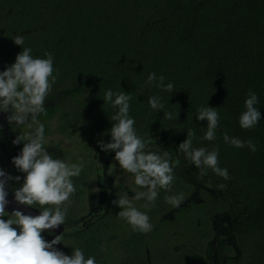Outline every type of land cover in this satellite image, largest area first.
I'll return each mask as SVG.
<instances>
[{
  "label": "trees",
  "instance_id": "obj_1",
  "mask_svg": "<svg viewBox=\"0 0 264 264\" xmlns=\"http://www.w3.org/2000/svg\"><path fill=\"white\" fill-rule=\"evenodd\" d=\"M18 35L22 47L14 43ZM23 47L34 57L45 58V51L54 56L58 79L45 102L52 115L66 107L67 123L83 122L107 143L118 109L104 104V93L127 92L137 134L153 151L167 150L179 161L171 188L159 190L151 210L137 201L151 232L133 231L109 201L97 217L66 228L63 243L54 247L66 255L79 247L97 264H213L208 249L223 219L230 242L219 264H264V0H0V71ZM152 72L175 91L145 85ZM250 91L258 96L261 119L246 130L239 117ZM153 95L178 118L151 109ZM207 105L221 118L213 141L203 139L207 121L197 119ZM16 127L6 126L13 136ZM2 131L0 125V139L7 142ZM188 131L195 132L194 148L218 149L229 180L211 169L200 177L178 149ZM225 134L251 139L256 151L225 143ZM101 183L108 195L102 176ZM15 189L11 180L13 195ZM180 193L185 199L179 207L166 203L165 196ZM74 220L70 206L65 224ZM42 235L50 242L60 234Z\"/></svg>",
  "mask_w": 264,
  "mask_h": 264
},
{
  "label": "clouds",
  "instance_id": "obj_2",
  "mask_svg": "<svg viewBox=\"0 0 264 264\" xmlns=\"http://www.w3.org/2000/svg\"><path fill=\"white\" fill-rule=\"evenodd\" d=\"M14 43L24 45V37L18 35ZM45 58L34 57L30 47H23L17 54L15 62L0 71V112L10 113L8 121L17 127L27 126L29 129L36 125L34 131L20 134L13 141L14 144L23 143L20 154L13 158L12 163L25 174L23 183L14 190V199L20 205L37 208L39 215H27L20 210L6 211L9 203L6 191L8 181L19 182L20 176H11L0 170V264H97L96 258L85 257L79 247H72L71 255L58 250L55 245L63 243V234L55 235L50 242L42 235L43 232L57 229L65 225L71 198L77 188L73 182L79 177L91 161L83 158L69 164L66 160L55 158L46 147L49 143L45 138V126L40 122L41 115H47L45 102L53 91V85L58 79L54 75V56L51 52H44ZM168 93L175 91L173 83H165V77H157L155 72L148 75L145 85H153ZM131 94L120 91L106 90L103 96L104 104L118 109L111 117L114 121L110 129L111 142L98 141L105 152H114V159L120 168L134 176L135 185L144 191L136 192L133 196L120 195L113 204L121 209L118 216L127 221L133 231L147 234L153 230L150 217L138 210L133 201L145 200L144 208L151 210L159 196V190H169L175 180V168L179 161L173 160L172 154L164 150H152L150 141L137 134L135 120L130 117ZM258 96L250 91L244 102L245 111L239 117L242 129L254 128L261 119ZM151 109L163 111L165 104L158 96H151L148 100ZM197 119L207 121V131L203 139L213 141L220 124V114L217 108L202 106L198 110ZM164 112V111H163ZM179 112H164V118L177 119ZM194 131L187 132V138L178 145L180 152L199 169L200 177L207 175L211 169L224 180L230 176L226 168L219 166V151H209L205 147L194 148ZM225 143L236 148L247 146L250 151H256V144L248 139L238 137H223ZM221 188L225 185H220ZM165 201L173 207H179L185 197L183 193L165 196ZM7 217V219H3Z\"/></svg>",
  "mask_w": 264,
  "mask_h": 264
},
{
  "label": "rangeland",
  "instance_id": "obj_3",
  "mask_svg": "<svg viewBox=\"0 0 264 264\" xmlns=\"http://www.w3.org/2000/svg\"><path fill=\"white\" fill-rule=\"evenodd\" d=\"M67 110L66 107L61 108L60 111L45 121L49 128L48 134L45 136L46 142L49 143L46 150L50 154H54L55 158L64 159L69 164L77 162L84 155L92 157L100 154L101 156L97 164L98 174L91 172L86 177H80L78 182L73 179L78 195H73L70 203L72 212L77 218L76 225H79L90 212L103 207L108 202L105 197L106 191H102L103 184L101 181L99 183L100 176L104 178L105 186L108 189L107 192L111 196L110 208L117 213L121 209L118 205L113 204V201L124 194H128L131 197L136 192L142 191V188L135 185L132 174L120 168L118 161L114 159V152H105L96 147L95 143L99 141V138L101 139V136L94 132L91 126L83 122H66V119H68L67 115L65 116ZM108 142H111V140ZM4 150L5 145L0 144V151L3 152ZM1 167L8 171L17 170L12 161H4ZM133 203L138 207L137 201H133ZM217 228V234L208 249V254L213 264L220 263V260L226 254V246L230 242L223 219L218 221Z\"/></svg>",
  "mask_w": 264,
  "mask_h": 264
},
{
  "label": "flooded vegetation",
  "instance_id": "obj_4",
  "mask_svg": "<svg viewBox=\"0 0 264 264\" xmlns=\"http://www.w3.org/2000/svg\"><path fill=\"white\" fill-rule=\"evenodd\" d=\"M47 110H48V114L46 116L45 115L40 116L39 120H43L45 122L47 120V118H51L52 117L51 109L48 108ZM7 114L9 115L10 113H7ZM7 125H12V124H7L6 122H4L1 125V128L4 131V132L3 131L2 132L4 133V137L7 140V142H5V141L0 139V144H4L5 145V150L3 152L0 151V154H1L0 166L3 164L4 161H12L14 157H16V156H18L20 154V151H21V149L23 147V143L24 142H21L20 144L17 145V144H14L13 141L20 134L26 133V130L28 129L27 126L16 127V135L13 136L11 131L6 128ZM32 127H35V125H33ZM48 131H49V128L47 126V132L45 133V136L48 134ZM96 133L98 134V132H96ZM12 138H13V141H12ZM99 141H101L100 138H99ZM95 145H96V147L99 150L101 149L99 144H98V141H97V143H95ZM100 157H101L100 154H96V155H94L92 157H87V155H84V156L80 157V158H83L85 161H91L90 168L87 169V167H86L82 171V174H81L82 178H83V176L86 177L91 172L98 174V172H97L98 171L97 164H98V162L100 160ZM4 170L7 171V174L13 175V177H15V176H20L21 177V180L19 182H16L14 180V186L16 188H19L21 186V184L23 183V178H24L25 174L20 172L18 169L16 171H8L6 169H4ZM100 178H101V176H100ZM100 181H101V179L99 180V183H100ZM9 185H10V181H8V188H9ZM105 197L108 199V202L111 200V196L109 195V193H108V195H105ZM108 202L103 207H100L97 210H94V211L90 212V214L87 217L83 218V220L81 221V223L79 225H84L87 219H91L93 217L94 218L97 217L98 214L100 213V211L102 209H105V207L107 206ZM71 210H72V205H71ZM72 215L74 216L73 212H72ZM76 224H77V218L75 217V220L73 222H71L69 224H65V229L66 228L67 229L77 228L79 225H76Z\"/></svg>",
  "mask_w": 264,
  "mask_h": 264
},
{
  "label": "water",
  "instance_id": "obj_5",
  "mask_svg": "<svg viewBox=\"0 0 264 264\" xmlns=\"http://www.w3.org/2000/svg\"><path fill=\"white\" fill-rule=\"evenodd\" d=\"M4 122L10 124L8 121V114L4 112H0V125H2ZM0 170H3L5 173H7V171H5L2 168H0ZM5 187H6V191L8 192L7 199L9 201V203L6 205L7 212L11 213L13 210H20L27 215L35 216L40 214L39 208H33L26 205H20L19 203H17L14 199V195L9 191L8 183L6 184ZM64 230H65V225H61L59 226V228L51 230V232L55 234H61L64 232Z\"/></svg>",
  "mask_w": 264,
  "mask_h": 264
}]
</instances>
